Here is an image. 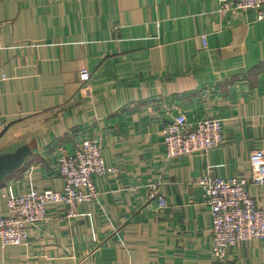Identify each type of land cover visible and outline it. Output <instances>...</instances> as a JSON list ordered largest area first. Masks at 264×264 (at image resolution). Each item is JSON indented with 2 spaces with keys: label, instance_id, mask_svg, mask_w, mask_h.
<instances>
[{
  "label": "crops",
  "instance_id": "0c3cea01",
  "mask_svg": "<svg viewBox=\"0 0 264 264\" xmlns=\"http://www.w3.org/2000/svg\"><path fill=\"white\" fill-rule=\"evenodd\" d=\"M206 38V44L203 41ZM88 70L91 79L81 80ZM0 156L33 154L0 183L7 199L61 191L58 161L87 138L106 167L75 216L29 226L0 264H264V240L213 254L204 176L250 180L264 151V19L219 13L218 0H0ZM219 120L223 144L169 158L165 128ZM157 186L166 207L151 196ZM264 210V186H249Z\"/></svg>",
  "mask_w": 264,
  "mask_h": 264
},
{
  "label": "built area",
  "instance_id": "2783aa9c",
  "mask_svg": "<svg viewBox=\"0 0 264 264\" xmlns=\"http://www.w3.org/2000/svg\"><path fill=\"white\" fill-rule=\"evenodd\" d=\"M219 13L223 16L234 11H257L264 19V0H218ZM206 44V38L203 36ZM81 80L88 82L91 74L81 72ZM0 76V81L5 80ZM223 126L219 120L205 119L189 128L185 116L176 117L164 132V143L169 158L209 152L223 144ZM252 176L246 179H222L211 175L197 182L211 207L213 218V256L225 262L238 245L252 240H264V210L257 207L247 191L249 186H264V151L256 150L250 156ZM59 174L64 186L61 192L46 191L7 199V212L0 216V242L3 248L21 246L28 240L31 224L49 221L47 207L64 204L69 217L76 214L77 205L91 202L98 196L95 178L113 170L106 167L100 141L85 139L74 156H62L58 161ZM151 196L166 207L165 198L159 196L157 186Z\"/></svg>",
  "mask_w": 264,
  "mask_h": 264
},
{
  "label": "water",
  "instance_id": "95a60500",
  "mask_svg": "<svg viewBox=\"0 0 264 264\" xmlns=\"http://www.w3.org/2000/svg\"><path fill=\"white\" fill-rule=\"evenodd\" d=\"M33 154L29 146H22L13 153L0 156V183L24 165L26 159Z\"/></svg>",
  "mask_w": 264,
  "mask_h": 264
},
{
  "label": "rangeland",
  "instance_id": "374dc122",
  "mask_svg": "<svg viewBox=\"0 0 264 264\" xmlns=\"http://www.w3.org/2000/svg\"><path fill=\"white\" fill-rule=\"evenodd\" d=\"M79 150H80V148H79ZM78 150V151H79ZM60 173V172H59ZM60 175V174H59ZM61 177V176H60ZM62 178V177H61ZM97 178V177H96ZM63 180V179H62ZM64 183V182H63ZM64 186V185H63ZM62 190H63V188H62ZM61 190V191H62ZM49 191H51V190H49ZM61 191H54V192H61ZM44 192H46V191H44ZM39 193V192H38ZM26 195V194H25ZM23 196V195H22ZM20 197V196H19ZM92 202V201H91ZM84 203H88V202H84ZM79 204V203H78ZM54 205V204H53ZM56 205H64V204H56ZM50 206V205H49ZM65 206V205H64ZM66 207V206H65ZM48 208V207H47ZM67 208V207H66ZM77 208H78V205H77ZM7 212V211H6ZM5 215V214H4ZM0 216H2V215H0ZM47 216H48V218H49V221H42V222H38V223H48V222H50L51 220H52V218L49 216V214H48V211H47ZM75 216V215H74ZM67 217H69L68 216V213H67ZM73 217V216H72ZM70 218V217H69ZM34 224H36V223H34ZM32 225V224H31ZM30 226V225H29ZM28 229H29V227H28Z\"/></svg>",
  "mask_w": 264,
  "mask_h": 264
}]
</instances>
